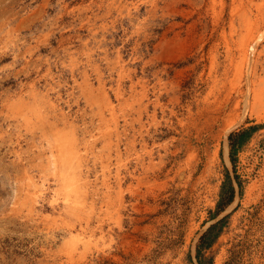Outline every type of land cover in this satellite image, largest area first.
Here are the masks:
<instances>
[{
  "label": "rangeland",
  "instance_id": "rangeland-1",
  "mask_svg": "<svg viewBox=\"0 0 264 264\" xmlns=\"http://www.w3.org/2000/svg\"><path fill=\"white\" fill-rule=\"evenodd\" d=\"M258 34L264 0H0V264H199L212 226L200 264H264Z\"/></svg>",
  "mask_w": 264,
  "mask_h": 264
},
{
  "label": "trees",
  "instance_id": "trees-1",
  "mask_svg": "<svg viewBox=\"0 0 264 264\" xmlns=\"http://www.w3.org/2000/svg\"><path fill=\"white\" fill-rule=\"evenodd\" d=\"M248 134H249V130L244 129L239 132L231 133L229 135L228 137L229 149H230L229 156L231 160L233 159L237 150L243 145L246 137H248ZM233 197H234V189L232 185L229 182L228 183L224 182L220 190L216 211L213 215H217L218 213L223 211L224 208L232 202ZM213 228H214L213 226L208 228L207 231L199 238L196 247V253H197V258L199 260L198 261L199 264L201 263L200 261L201 253L205 249H208L216 239L215 233L212 232Z\"/></svg>",
  "mask_w": 264,
  "mask_h": 264
},
{
  "label": "bare ground",
  "instance_id": "bare-ground-1",
  "mask_svg": "<svg viewBox=\"0 0 264 264\" xmlns=\"http://www.w3.org/2000/svg\"><path fill=\"white\" fill-rule=\"evenodd\" d=\"M262 35H264V34H258L256 37H255V39H254V41H253V43L252 44H250V45H248V50H249V54H251L252 53V51H254V46H255V44L257 43V42H259L260 40H261V38H262ZM252 42V41H251ZM247 54H248V51H247ZM252 55V54H251ZM250 56V55H249ZM249 61V60H248ZM247 62V59L245 60V63ZM109 104V103H108ZM236 106H238V104L236 105ZM222 110V109H221ZM220 111V110H219ZM218 111V112H219ZM216 114H217V112H216ZM221 114V113H220ZM219 114V115H220ZM222 115V114H221ZM218 117H220V116H218ZM230 123H231V121H226V126H229L230 125Z\"/></svg>",
  "mask_w": 264,
  "mask_h": 264
}]
</instances>
